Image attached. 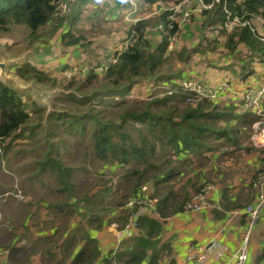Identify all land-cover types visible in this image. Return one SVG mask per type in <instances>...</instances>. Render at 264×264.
<instances>
[{
    "label": "rangeland",
    "instance_id": "rangeland-1",
    "mask_svg": "<svg viewBox=\"0 0 264 264\" xmlns=\"http://www.w3.org/2000/svg\"><path fill=\"white\" fill-rule=\"evenodd\" d=\"M118 2L119 0H94L81 4L80 0H60L57 14L43 30V38L38 41L29 42L25 38L24 27H15L11 33L0 35V57H8L13 60L12 65L7 70L9 74L18 75L16 69H13L14 65L30 63L49 73L53 78V81L49 83H41L33 79H24L18 75L25 83L17 76L20 83L17 85L13 83L14 85H12L17 87L16 89L28 103V110L31 111L32 115L31 125L36 127V132L30 136L29 129L19 138H9L0 144V179H6L9 183L8 188L0 193V227L7 220L4 218L6 217L4 210H6L10 213L16 211L33 213L34 215L27 222L31 224L34 231L49 228L53 222H57L58 227L63 231L67 230L70 227L71 218L77 225L74 229L78 231L81 229L82 218L75 215V209L70 208L71 206H77L78 211L81 205L84 208L83 213L86 215H89V212H94L98 217L104 216L113 219L115 217L113 216L114 211L117 217L118 215L121 217L125 213L129 214L125 205L130 197L134 196L133 192L140 184L141 187L136 195H153L154 186L158 179L155 178L154 181H146L142 184V181L140 183L137 181L140 174L133 173L131 175L133 178L130 181L124 178V175L129 170L134 171L138 166H119L117 163L105 161L96 155L91 134L95 128L92 120L100 116L113 118L115 111H121V108L116 105L121 99L82 105L79 101L82 95L75 90V85L84 81L91 69L106 61V58L108 59L112 54L110 47H105V45L114 38L113 32L115 30L109 28L107 17L115 14L112 5ZM163 5V3H158L144 8V12L152 15L150 19L154 26L160 22ZM193 18L195 25L201 19L196 15ZM121 32V30L117 31L118 34ZM189 32L192 33L191 36L185 38ZM64 34L65 36L82 35L86 41L85 46L75 48L67 45L65 38L63 39ZM194 36L193 28L184 32L183 35H179L178 46H186L185 43H190ZM161 38L152 37L151 44L157 45ZM152 45L151 47H153ZM78 48H84V50L81 52ZM182 48L187 49L186 47ZM75 51H77L76 54ZM175 51L177 49L174 50L170 44L168 61L161 67V74L171 75L175 81H182L185 78L192 79L189 76L180 75L182 72L180 68L175 69V64H177L173 54ZM64 53L69 54L63 57ZM73 56L75 59H72ZM62 57L63 61L61 60ZM104 72L102 70L96 71L100 77ZM172 81L169 82L172 83ZM162 83V80L156 81L155 77L144 80L141 85L133 88L126 100L136 101L143 107L144 103L149 100L163 98L166 93L158 87ZM71 94L77 95V99L71 97ZM199 102L201 101L188 103L186 98L177 96L164 102L166 104L160 103L158 107L152 109H160L163 112L173 108L172 116L177 117L181 111L190 105L196 106ZM215 102H212L213 105ZM237 104L232 105L239 112ZM33 105L43 109L41 113L43 120L40 123L39 114L32 111ZM216 106L220 107V105ZM263 107L264 103L262 111H264ZM209 108L211 109V107ZM252 113L254 116L256 115V113ZM57 114L63 115V117H58ZM77 118L83 120L84 130H82L81 124L75 121ZM66 120L74 122L73 125H69L68 122L65 123ZM216 121L220 125L221 121L219 119ZM126 128L135 141L139 142L141 136L139 137L140 131L138 129L143 130L145 128L133 120H129ZM18 133L21 131H17L16 135ZM146 135L152 137L151 134ZM223 141L225 140H213L212 146H209L213 150L204 151L203 155L192 154L185 149L183 155H176L170 147H157V153L151 159H157L156 161L160 163L167 161L162 168L163 171L179 168L184 173L181 176L175 175L171 180L174 182L171 188L172 202L170 201L167 210L172 211L181 203L185 205L208 184L215 186L218 183L222 189L227 190L228 188L224 186L228 185L232 178L236 179L237 174L240 177L245 174L236 168L238 159L235 152L239 149L234 150V153L222 150ZM49 152L51 154H48ZM47 154L61 160L65 167L74 169L70 173L75 183L73 195L58 192L60 183L56 172H51L48 169L40 172L39 163L45 161ZM220 174L224 177H230V181L220 182L218 180ZM83 196H86L87 199H83ZM70 201L73 202L70 204L68 203ZM66 202L65 211L74 213L68 221L64 220V214L53 209V205L56 203L64 204ZM88 204L90 205L89 209H87ZM143 207L152 211L149 205ZM143 207L137 210L139 211ZM152 212L155 213V211ZM54 214H61L62 217L54 218ZM24 218L25 216L21 217L19 221L22 222Z\"/></svg>",
    "mask_w": 264,
    "mask_h": 264
},
{
    "label": "trees",
    "instance_id": "trees-1",
    "mask_svg": "<svg viewBox=\"0 0 264 264\" xmlns=\"http://www.w3.org/2000/svg\"><path fill=\"white\" fill-rule=\"evenodd\" d=\"M91 1L93 0H80V3L86 4ZM138 1H143L145 4H168L180 3L183 0ZM204 1L210 3L214 0ZM59 2L60 0H0V35L11 33L15 27H24L26 31L25 38L29 42L38 41L43 38V30L57 14ZM228 2L232 10L241 14L246 13V17L259 15L264 19V0H228ZM204 14L206 15L203 21L204 28L210 26V28L213 27L215 29L225 18L222 4L220 3H216L211 10L205 11ZM164 17L166 19L167 15ZM148 24V20H143L136 23V25H132L137 32L136 40L123 51L116 52L113 55L116 61L107 66L101 77L94 68L89 71L84 81L75 85V90L82 95L79 99L82 105L92 102L103 103L107 100H116L117 98L121 99L120 102L116 103L117 107L121 108V111H115L113 118L100 116L92 120L95 124V128L91 133L94 140V149L96 155L105 161L117 163L119 166H138L134 171L129 170L124 175V178L131 181L133 178L131 175L138 173L140 177L137 181L138 183L142 181V184L151 179H158L162 172L161 169L167 163V161L160 163L156 161L157 159H151L157 153V147H170L176 155L185 153L183 152L184 149L187 152L201 154L196 152V150L209 145V136H216L219 139L226 135V131L215 133L213 129L217 128L214 121L220 116L217 108L212 106L213 101L202 100L196 106L189 104V107L181 111L177 117H174L175 115L172 116L173 108L163 112L160 109L153 110L152 108L158 107L160 103L167 102L177 96L186 98L187 94L181 92V90L172 95L166 94L163 98L149 100L144 103L143 107L136 101L126 100L135 85L141 81L154 77L156 81L173 80L171 75L161 74V67L168 61L170 38L178 32V29L176 26L169 28L166 20V26L163 29V40L155 47H151L145 36ZM227 34L226 45L231 51H234L239 43L246 44L253 53H259L262 50L260 39L251 32L248 26L240 29V31L237 30ZM64 38L67 45L75 46L80 44L84 37L82 35H67ZM187 52L189 50L183 48L178 53V57L183 59ZM15 69L20 77L27 80L33 79L41 83L53 81L49 73L30 63L16 66ZM70 96L77 99L75 94ZM209 107L212 108L211 111H207ZM32 111L39 114L40 123L43 120L41 115L43 109L33 105ZM30 112L28 103L24 100L21 93L0 79V144L9 138H19L20 135L29 129L31 132L30 136L35 134L36 127L31 125L32 115ZM250 113L246 114L251 115ZM58 117H63V115ZM129 120L138 122L145 128L143 130L138 129L140 131L139 137L141 136L139 142L135 141L126 128ZM75 121L81 124L82 130L85 129L82 119L77 118ZM66 122L69 125L74 123L68 120ZM17 131H21V133L16 135ZM146 134H151L152 137ZM228 140L230 141L229 138ZM48 154L51 153L49 152ZM48 154L45 161L39 163L40 172L46 169L56 172L58 181L61 187L63 186L60 190H73L74 185L70 173L74 169L65 167L61 160L50 157ZM164 176L165 178L156 181L154 193L151 195L152 198L158 200L157 212L163 217L167 214L166 210L169 207L173 193L172 190H167L165 194H159L158 192L167 185L166 182L170 181L171 176H174L173 169L167 170ZM141 177H143V180H141ZM140 187L141 184L135 189L132 197L140 195H136ZM65 206L55 204L53 209L64 214V220L68 221L74 213L65 211ZM182 208L184 209V203L179 204L174 210L179 211ZM125 215L127 214L125 213ZM137 220L139 235L127 241L125 244L127 247L117 250L114 256L112 253L107 257L102 256L98 240L82 231V229H78L76 233L64 239L62 251L63 254H66L56 264H112L114 258L117 261V259L120 260L126 256L129 257L124 264H141L150 251L152 253L149 264H159L162 252L167 249L165 245L159 247L163 223L147 215H141ZM77 235L80 237H77ZM62 236L60 230L58 231L57 229L50 237H45L43 241L50 242L51 246L54 247V245L59 243ZM78 239L84 240V245L70 262H67L66 257L72 254L71 248L77 244ZM52 258L53 254H50L48 261H53Z\"/></svg>",
    "mask_w": 264,
    "mask_h": 264
},
{
    "label": "crops",
    "instance_id": "crops-1",
    "mask_svg": "<svg viewBox=\"0 0 264 264\" xmlns=\"http://www.w3.org/2000/svg\"><path fill=\"white\" fill-rule=\"evenodd\" d=\"M138 2L140 9L132 16H138L140 19L139 21H149L145 36L150 45H152L150 41L152 37H162L157 43L158 45L163 40L164 33V31L158 27L160 23H165L167 17L165 19L164 16L168 15V13L164 11L161 12L160 22L154 26L151 24L150 19L152 15L144 12L146 6L151 7L154 4H145L143 1ZM112 6L115 14L111 17H107V19L109 20V28L115 30L113 32L115 36L109 44L106 43L105 45V47H110L112 54L108 59L106 58V61H103L97 67L108 66L111 63L113 55L116 52L119 53L124 50L126 41L130 35V28L132 27L130 19L125 16L123 11L121 12L119 10L121 9L119 2L116 4L114 3ZM196 16L201 18L198 24L195 25L194 18L193 20L191 19V23L189 22L190 24L188 23L181 27L173 36V40L170 41L173 49H177V51L173 53L175 56V63H177L175 64V69L180 68L182 71L180 75L183 77L189 76L208 86L217 87L224 82L228 85V88L220 93L218 101L215 102L216 105H220V107L212 104L213 107H217V111L220 115L216 119L221 121L219 125L215 120V124L219 125V127L213 129L215 133L226 130V135L219 139L216 136H209V145L204 146L207 148H199L196 152L202 154L204 151H209V149L212 151L213 149L209 146H212L213 140H225L222 142L221 149L229 153H234V150L239 149V151L235 152L237 154L236 158L238 159L236 168L238 171L242 170L245 174L241 177L237 174L236 179L232 178V181L224 186L228 188L227 190L222 189L221 186L216 183L215 190L210 195L212 206L207 209L188 213L184 212L183 208L179 211L166 210L167 214H165V217L161 216L157 211L155 212L157 214L153 213L147 207H143L136 212L138 217L147 215L163 223L159 247L165 245L167 249L162 252L159 264H228L233 253L241 243L242 233L247 222V217L244 213L245 207L255 201V191L252 188V180L259 171L264 170V122L263 124H258V128H256L255 123L258 119L256 115H244L243 113L237 112L235 106H233L234 103L237 104L238 100L241 99V94L245 91L246 87L255 85L259 82L264 72V64L261 57L263 47L261 52L253 53L246 44L239 43L237 48L231 51L226 45L228 34L224 31L216 33L214 28H210V26L204 28L203 21L206 15ZM263 20L261 16L255 15L251 17V24L261 30ZM192 28L195 32L193 39L190 40V43H185L186 46L179 47L178 36L183 35L184 32L188 30H192ZM119 30L122 31L121 34L117 33ZM191 34L192 33L189 32L188 35H185V38H189ZM64 36L65 34L63 38ZM85 43L86 41L83 38L81 43L74 47H84ZM152 46L155 47L156 45ZM182 47H186L187 50H189V52L185 53L183 59L178 57V53L183 49ZM78 50L82 52L84 48H78ZM76 53L77 51H75V54ZM68 54L69 53H64L63 57ZM63 57L61 59L62 61ZM72 59H75V57L73 56ZM97 67H95V69ZM142 82L143 81L135 86L141 85ZM211 110L212 108L209 111ZM191 153L194 154L193 152ZM165 170L163 171L161 169L162 172L158 179L165 178L164 175L167 173V170ZM173 173L174 176H181L184 174L179 168L173 169ZM174 176H171L170 181L166 182L167 185L163 188V192L161 188V191L158 193L162 192L161 194H165L167 190H172L171 188L174 182L171 180ZM218 180L222 183L229 182L230 177H224L220 174ZM149 181H154V179ZM72 183L74 185L73 190L61 191L60 189L62 187L60 185L58 192H66L69 195H73L75 193V183L73 180ZM8 186L9 183L7 180L1 178L0 193L8 188ZM82 198L87 199L86 196ZM72 202L73 201H70L68 203L71 204ZM56 204L64 206L67 202L64 204ZM76 207L77 206L74 205L70 208L75 209V215L81 216L82 221L80 224L82 231L98 240L102 256H110L113 251L127 247V245H125L126 242L139 235V229L128 234L130 236L121 232L122 229H120L118 225L124 227L128 221V216L124 214L121 217L119 215L117 217L114 211L113 216L115 217L113 219H108L109 217H98L94 212H89V215H86V213H83L84 208L81 205L78 211ZM89 208L90 205L88 204L87 209ZM4 212L6 215L4 218L7 220L4 221L1 224L2 227H0V251H8L11 264H56L60 262L64 254H66H63L62 251L64 239L77 232V230L74 229L77 225L76 222L73 221V218L70 219V227L67 230L63 231L58 227L57 222H53V225L49 228H45L42 231H34L31 224L27 222V220L31 219L34 215L33 213H20L18 211L10 213L6 210H4ZM23 216H25V218L20 222L19 219ZM57 217L61 218L62 215L54 214V218ZM57 229L58 231L60 230L63 236L59 240V243L52 247L50 242L43 241V239H45V237H50ZM38 237L41 238L37 239ZM77 237L80 236L77 235ZM43 242H45L44 244H46V246H43ZM83 245L84 240L78 239L77 244L71 248L72 254L66 257L67 262H70ZM199 247L205 248L202 250L199 249ZM193 248L198 250L197 252L195 251L194 256H192L194 252ZM151 253L150 251L141 264L150 263ZM50 254H53V261H48ZM128 257L129 256L123 257L120 260L117 259L114 264H124L127 262ZM247 264H264V208L260 220L251 235Z\"/></svg>",
    "mask_w": 264,
    "mask_h": 264
},
{
    "label": "built area",
    "instance_id": "built-area-1",
    "mask_svg": "<svg viewBox=\"0 0 264 264\" xmlns=\"http://www.w3.org/2000/svg\"><path fill=\"white\" fill-rule=\"evenodd\" d=\"M216 3L222 4V10L225 14L224 20L220 25L215 27V32L220 33L222 31L226 33H232L235 31H240L244 27L248 26L252 33L259 37L262 43V62L264 64V20L261 30L256 26L251 24V17H246V13H239L231 9L228 0H214L213 2L207 3L204 0H183L180 3H168L163 5V11L169 12L167 15V26L169 28H174L175 26L179 30L181 27L185 26L190 22V20L195 15H203L205 11L211 10ZM121 12L125 13V16L130 19L132 25H136L139 22L138 16L133 17L139 9L138 0H119ZM253 17V16H252ZM165 23L159 24V29L163 30L165 28ZM136 30L132 27L130 30V35L126 41L124 49L131 45L136 40ZM173 37L170 38V41ZM116 59L112 58L111 63L115 62ZM107 66L97 67L96 71L102 70L106 71ZM164 93L172 95L179 90L187 94L186 100L188 103L194 101L210 100L217 101L220 97V93L228 88L226 82L221 83L219 86H208L204 83L198 82L194 79L185 78L182 81H163V83L158 86ZM163 93V94H164ZM264 103V72L255 85H250L246 87L245 91L241 94V99L239 100L237 107L240 113L246 114L250 112L256 113L257 122L255 127L258 128V124H263L264 122V111H262V105ZM252 188L255 191V201L246 205L244 213L247 217V222L242 233L241 243L238 248L233 253L228 264H247L249 259L250 250V239L253 233L254 227L260 220L262 210L264 208V170L259 171L254 179L252 180ZM215 190L213 184L206 185L198 194H195L189 201L184 205V212H196L207 209L212 206L210 201V195ZM149 205L152 211H157V199L151 196L138 195L136 197H131L126 203L125 208L128 210V221L122 229V233L130 236L133 231L138 230V216L136 212L137 209L143 206ZM117 226V227H118ZM120 232V231H119ZM120 232V233H121ZM205 247H199V249H204ZM113 251L112 255L116 254ZM194 256L197 249L193 248ZM116 262V258L113 259L112 264ZM0 264H11L9 260L8 251H0Z\"/></svg>",
    "mask_w": 264,
    "mask_h": 264
},
{
    "label": "water",
    "instance_id": "water-1",
    "mask_svg": "<svg viewBox=\"0 0 264 264\" xmlns=\"http://www.w3.org/2000/svg\"><path fill=\"white\" fill-rule=\"evenodd\" d=\"M12 63H13V60L11 58H8V57L7 58H2V57H0V79H1L2 82L7 84L8 86H10V87L14 88L15 90H17L16 89L17 87L16 86L13 87L12 85H14L13 83H15V85L19 84L20 83V81H19L20 77L18 75L17 76L19 78L17 76H15V75H11L7 71L8 68L12 65ZM20 65L21 64H16V65L13 66V68L15 69L16 66H20ZM22 82H24V81L22 80Z\"/></svg>",
    "mask_w": 264,
    "mask_h": 264
}]
</instances>
